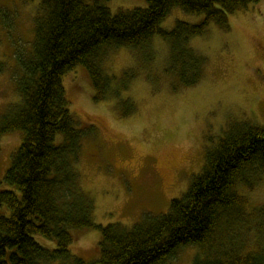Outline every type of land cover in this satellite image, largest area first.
I'll list each match as a JSON object with an SVG mask.
<instances>
[{
    "label": "trees",
    "instance_id": "1",
    "mask_svg": "<svg viewBox=\"0 0 264 264\" xmlns=\"http://www.w3.org/2000/svg\"><path fill=\"white\" fill-rule=\"evenodd\" d=\"M109 1L42 0L32 50L17 56L15 85L22 100L0 116V139L16 131L23 139L4 179L11 189H0V264H167L185 247L198 249L192 264H264V234L246 213L249 200L238 189L247 172H264V126L230 123L207 150L202 171L193 175L181 198L171 200L167 213L146 215L131 228L100 226L76 168L83 142L96 131L76 121L62 83L64 74L81 65L95 90L94 101L108 99L114 78L102 68L107 51L140 50L157 34L169 43L165 73L176 79L174 89L192 87L207 60L190 47V40L212 22L228 28L230 14L264 0H146L145 8L115 15ZM175 7L203 19L178 20L173 29H162ZM133 110L130 106L125 113ZM239 225L256 232L253 249L230 234ZM82 229L101 231L97 262L69 250L72 232ZM35 236L55 241L56 248H45Z\"/></svg>",
    "mask_w": 264,
    "mask_h": 264
},
{
    "label": "rangeland",
    "instance_id": "2",
    "mask_svg": "<svg viewBox=\"0 0 264 264\" xmlns=\"http://www.w3.org/2000/svg\"><path fill=\"white\" fill-rule=\"evenodd\" d=\"M41 2L0 0V116L22 100L15 85L17 56L32 50ZM106 5L115 15L145 8L147 1L110 0ZM202 19L175 7L160 27L171 30L178 20ZM228 24L223 29L212 22L203 35L190 40V47L207 60L201 80L192 87L174 89L176 79L165 73L169 43L157 34L140 50L107 51L102 68L114 80L113 94L106 100L94 101L95 90L83 66L62 77L76 121L96 131L83 142L76 164L82 188L94 200L96 225L131 228L146 215L167 213L171 200L181 198L193 175L202 171L207 150L218 144L230 123L264 126V1L230 14ZM130 106L134 110L125 113ZM22 139L21 131L0 139L1 190L11 189L4 179ZM238 189L249 200L246 213L264 234V172H247ZM72 233L71 254L97 262L101 231ZM255 233L240 225L230 231L234 240L248 244V250L258 241ZM35 239L47 249L56 248L55 241ZM196 253V247H185L167 264H192Z\"/></svg>",
    "mask_w": 264,
    "mask_h": 264
}]
</instances>
